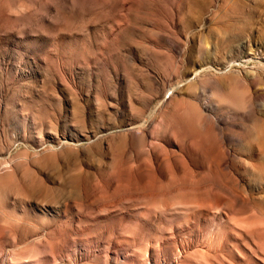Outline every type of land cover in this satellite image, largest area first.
<instances>
[{
	"label": "rangeland",
	"instance_id": "obj_1",
	"mask_svg": "<svg viewBox=\"0 0 264 264\" xmlns=\"http://www.w3.org/2000/svg\"><path fill=\"white\" fill-rule=\"evenodd\" d=\"M0 264H264V0H0Z\"/></svg>",
	"mask_w": 264,
	"mask_h": 264
}]
</instances>
